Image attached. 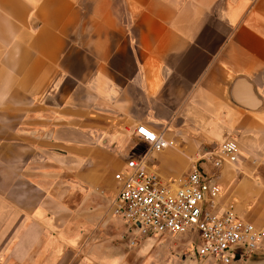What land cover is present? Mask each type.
<instances>
[{"label": "crops", "instance_id": "0c3cea01", "mask_svg": "<svg viewBox=\"0 0 264 264\" xmlns=\"http://www.w3.org/2000/svg\"><path fill=\"white\" fill-rule=\"evenodd\" d=\"M227 140L236 163L199 162ZM141 155L164 181L201 167L264 230V0H0V264H55Z\"/></svg>", "mask_w": 264, "mask_h": 264}, {"label": "built area", "instance_id": "2783aa9c", "mask_svg": "<svg viewBox=\"0 0 264 264\" xmlns=\"http://www.w3.org/2000/svg\"><path fill=\"white\" fill-rule=\"evenodd\" d=\"M134 136L150 152L174 146L172 140L142 125ZM238 157V144L227 140L215 152L202 154L199 162L220 168L236 163ZM114 180L118 188L112 214L127 226L131 245L138 238H178L186 257L211 264H233L264 251V230L240 218L231 205L224 206L216 177L201 167L185 180L164 181L141 155L129 158Z\"/></svg>", "mask_w": 264, "mask_h": 264}, {"label": "rangeland", "instance_id": "374dc122", "mask_svg": "<svg viewBox=\"0 0 264 264\" xmlns=\"http://www.w3.org/2000/svg\"><path fill=\"white\" fill-rule=\"evenodd\" d=\"M102 219L100 224L72 225L61 232L70 237L71 244L58 249L55 264H211L186 257L178 238H138L131 245V235L119 218L109 215Z\"/></svg>", "mask_w": 264, "mask_h": 264}, {"label": "snow or ice", "instance_id": "6c2138e0", "mask_svg": "<svg viewBox=\"0 0 264 264\" xmlns=\"http://www.w3.org/2000/svg\"><path fill=\"white\" fill-rule=\"evenodd\" d=\"M142 131H143V130H142ZM144 134H145V135H147V133H146V132H145Z\"/></svg>", "mask_w": 264, "mask_h": 264}, {"label": "water", "instance_id": "95a60500", "mask_svg": "<svg viewBox=\"0 0 264 264\" xmlns=\"http://www.w3.org/2000/svg\"><path fill=\"white\" fill-rule=\"evenodd\" d=\"M246 261V260H245Z\"/></svg>", "mask_w": 264, "mask_h": 264}]
</instances>
